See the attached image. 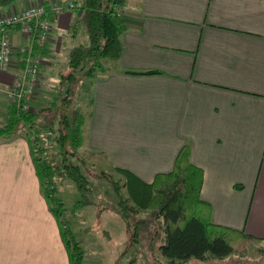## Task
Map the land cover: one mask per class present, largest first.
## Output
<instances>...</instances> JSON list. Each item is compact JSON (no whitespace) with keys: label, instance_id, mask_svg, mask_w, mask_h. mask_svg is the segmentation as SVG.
<instances>
[{"label":"crops","instance_id":"1","mask_svg":"<svg viewBox=\"0 0 264 264\" xmlns=\"http://www.w3.org/2000/svg\"><path fill=\"white\" fill-rule=\"evenodd\" d=\"M28 1L10 9L63 6L47 64L52 32L68 28L79 0ZM121 15L122 52L91 86L78 151L151 183L188 144L211 222L264 240V0H125ZM11 39L26 44L17 31ZM9 82L0 73V86ZM0 264H70L20 135L0 139Z\"/></svg>","mask_w":264,"mask_h":264},{"label":"trees","instance_id":"2","mask_svg":"<svg viewBox=\"0 0 264 264\" xmlns=\"http://www.w3.org/2000/svg\"><path fill=\"white\" fill-rule=\"evenodd\" d=\"M16 1L0 0V7ZM43 3L47 8V2ZM124 4L125 0H79L72 5L75 23H83L87 45H79L69 54V72L63 76L68 86L57 90L47 106L32 105L31 110L23 111L8 102L4 105L6 118L0 126V139L20 135L28 141L41 192L59 222L70 264H82L84 253L62 218L66 208L58 195V187L67 179L83 195L90 194L94 188L90 169L78 151L83 140L85 115L77 102H73L71 93L82 78L91 88L96 79L103 76V61L116 60L121 55L120 37L127 29L121 15ZM55 18L51 16V22ZM45 51L46 47L39 50L42 58ZM98 71L102 74L98 75ZM83 89L85 92L84 86ZM91 98L92 95L90 101ZM189 155V145L185 144L177 153L172 170L157 173L151 183L142 182L130 171L115 168L127 178L123 185L129 191L127 197H123L117 181L104 173L98 175L108 179L117 197L118 212L127 225L128 222L134 224L136 238L146 216L160 224L163 243L159 249L169 264L190 259H222L255 241L244 231L211 222L210 205L200 198L203 172L190 162ZM141 212H146V216Z\"/></svg>","mask_w":264,"mask_h":264},{"label":"rangeland","instance_id":"3","mask_svg":"<svg viewBox=\"0 0 264 264\" xmlns=\"http://www.w3.org/2000/svg\"><path fill=\"white\" fill-rule=\"evenodd\" d=\"M19 1L25 3L27 0ZM10 8L12 5L0 7V10L5 11ZM75 21L76 18L65 30L52 32L56 40L55 53L48 57L47 64L41 65L32 105L37 107L49 105L55 92L59 89L64 90L68 86L63 76L69 72V54L77 46L87 45L83 23L81 21L75 23ZM58 36L61 38H57ZM107 61L109 60L103 61V64L106 65ZM97 74L100 75L102 72L98 71ZM5 89L6 86H0V126L4 125L6 118L3 108L7 103ZM90 91L87 80L82 78V81L75 84L71 93L73 102H77L80 110L86 115ZM79 153L90 169L94 188L90 194L83 195L70 180L65 179L58 187V195L66 208L62 218L69 225L83 250L82 264H169L159 249L163 243L160 224L146 216V212H141L142 216H146V220L140 226L141 231L136 238L134 224L128 222L127 225L118 212L117 197L108 179L98 175L104 173L117 181L123 197L129 196V191L123 187L127 178L116 171L104 155L90 151H79ZM183 264H264V240H255L242 250L222 259L206 261L190 259Z\"/></svg>","mask_w":264,"mask_h":264},{"label":"built area","instance_id":"4","mask_svg":"<svg viewBox=\"0 0 264 264\" xmlns=\"http://www.w3.org/2000/svg\"><path fill=\"white\" fill-rule=\"evenodd\" d=\"M69 8L72 4L68 5ZM63 10L59 2L46 8L43 1H35L20 10L0 12V73L8 74L10 82L4 90L8 103L23 111L32 109L36 94L43 49L50 39L51 16ZM19 32L26 44L14 48L11 33Z\"/></svg>","mask_w":264,"mask_h":264}]
</instances>
